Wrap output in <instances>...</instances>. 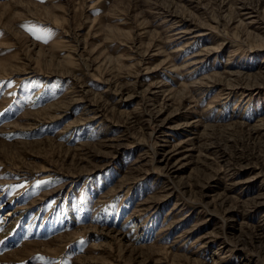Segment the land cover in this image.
I'll return each instance as SVG.
<instances>
[{"label":"rangeland","instance_id":"obj_1","mask_svg":"<svg viewBox=\"0 0 264 264\" xmlns=\"http://www.w3.org/2000/svg\"><path fill=\"white\" fill-rule=\"evenodd\" d=\"M0 264H264V0H0Z\"/></svg>","mask_w":264,"mask_h":264},{"label":"snow or ice","instance_id":"obj_2","mask_svg":"<svg viewBox=\"0 0 264 264\" xmlns=\"http://www.w3.org/2000/svg\"><path fill=\"white\" fill-rule=\"evenodd\" d=\"M51 35V31L50 30H46L45 31V36H44V40H47V37Z\"/></svg>","mask_w":264,"mask_h":264}]
</instances>
